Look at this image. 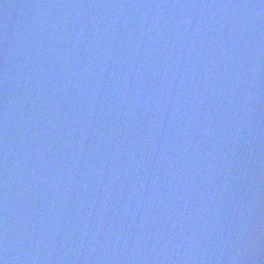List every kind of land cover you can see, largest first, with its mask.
Listing matches in <instances>:
<instances>
[{
	"label": "water",
	"instance_id": "obj_1",
	"mask_svg": "<svg viewBox=\"0 0 264 264\" xmlns=\"http://www.w3.org/2000/svg\"><path fill=\"white\" fill-rule=\"evenodd\" d=\"M0 264H264V0H0Z\"/></svg>",
	"mask_w": 264,
	"mask_h": 264
}]
</instances>
